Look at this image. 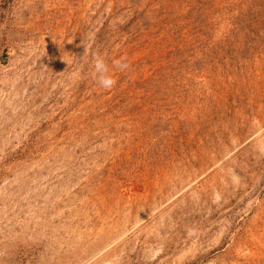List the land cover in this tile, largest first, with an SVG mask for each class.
Segmentation results:
<instances>
[{
	"label": "rangeland",
	"instance_id": "374dc122",
	"mask_svg": "<svg viewBox=\"0 0 264 264\" xmlns=\"http://www.w3.org/2000/svg\"><path fill=\"white\" fill-rule=\"evenodd\" d=\"M0 264H264V0H0Z\"/></svg>",
	"mask_w": 264,
	"mask_h": 264
},
{
	"label": "clouds",
	"instance_id": "9594fccd",
	"mask_svg": "<svg viewBox=\"0 0 264 264\" xmlns=\"http://www.w3.org/2000/svg\"><path fill=\"white\" fill-rule=\"evenodd\" d=\"M128 67L126 58L112 61V68L110 69L106 58L102 54H95L91 63V75L98 86L104 90L111 89L116 81L113 77V70H124Z\"/></svg>",
	"mask_w": 264,
	"mask_h": 264
}]
</instances>
